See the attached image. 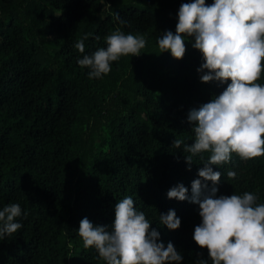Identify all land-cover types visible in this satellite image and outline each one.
I'll return each instance as SVG.
<instances>
[{
    "label": "trees",
    "instance_id": "trees-1",
    "mask_svg": "<svg viewBox=\"0 0 264 264\" xmlns=\"http://www.w3.org/2000/svg\"><path fill=\"white\" fill-rule=\"evenodd\" d=\"M184 2L190 0H0V207L16 202L27 212L17 218L22 228L0 240V264H107L77 229L85 216L111 225L115 204L128 195L159 239L183 253L182 264L208 258L193 239L199 205L167 192L183 182L191 194L202 157L211 153L195 155L189 169L183 145L173 142H194L189 110L230 78L201 81L203 55L192 44L185 42L183 58L160 52L157 36L176 31ZM117 28L144 34L146 47L90 78L75 42L87 37L90 54ZM257 82L264 84V73ZM232 156L213 165L222 172L216 195L252 191L264 203V155ZM173 208L181 225L169 229L159 213Z\"/></svg>",
    "mask_w": 264,
    "mask_h": 264
},
{
    "label": "clouds",
    "instance_id": "clouds-1",
    "mask_svg": "<svg viewBox=\"0 0 264 264\" xmlns=\"http://www.w3.org/2000/svg\"><path fill=\"white\" fill-rule=\"evenodd\" d=\"M191 37L192 46L203 55L198 68L201 81L223 84L230 78V83L209 102L189 110L194 142L185 144L177 138L173 144L177 148L183 145L189 169L195 155L211 154L202 157L204 167L191 182V194L180 182L167 195L199 205L201 222L194 227L193 239L207 247L208 258L194 264H264V203H258V193L252 191L217 196L222 172L213 167L231 161L233 153L242 159L264 155V84L257 82L264 73V0L184 2L178 10L176 31L161 32L157 44L160 52L170 50L174 57L183 58L185 41ZM85 39L74 46L83 53L77 62L89 69L90 78L109 73L111 62L122 55L141 54L147 44L144 34L117 28L106 36V47L89 54ZM226 174L236 176L234 170ZM26 215L16 202L0 207V240L22 228L17 218ZM151 222L128 195L115 204L111 225L95 224L85 216L77 232L85 247H95L107 264H182L183 253L171 240L165 245ZM159 222L176 229L181 217L173 208L159 213Z\"/></svg>",
    "mask_w": 264,
    "mask_h": 264
},
{
    "label": "rangeland",
    "instance_id": "rangeland-1",
    "mask_svg": "<svg viewBox=\"0 0 264 264\" xmlns=\"http://www.w3.org/2000/svg\"><path fill=\"white\" fill-rule=\"evenodd\" d=\"M186 43H189V44H192L193 42V39L192 38H189L188 40L185 41Z\"/></svg>",
    "mask_w": 264,
    "mask_h": 264
}]
</instances>
